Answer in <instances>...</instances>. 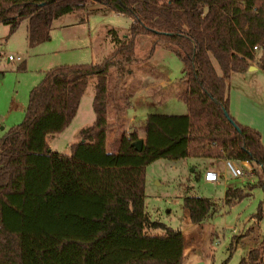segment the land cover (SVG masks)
<instances>
[{"label": "trees", "instance_id": "obj_1", "mask_svg": "<svg viewBox=\"0 0 264 264\" xmlns=\"http://www.w3.org/2000/svg\"><path fill=\"white\" fill-rule=\"evenodd\" d=\"M95 4L131 18L127 36L114 31L115 49L99 63L46 70L24 120L0 137V264H183L182 231L145 211V167L160 158L248 161L264 189L261 133L229 112L231 73L252 62L264 71V0H0V24L13 33L27 21L34 46L49 39L54 20ZM139 36L181 61L188 112L149 113L142 138L133 130L108 141L110 76L126 71ZM92 75L93 122L79 130L70 154L50 150L47 136L71 123ZM138 139L140 150L132 145ZM247 195L229 187L224 203ZM182 203L196 225L216 207L205 196ZM262 216L259 203L253 217ZM238 264H264V239Z\"/></svg>", "mask_w": 264, "mask_h": 264}, {"label": "rangeland", "instance_id": "obj_2", "mask_svg": "<svg viewBox=\"0 0 264 264\" xmlns=\"http://www.w3.org/2000/svg\"><path fill=\"white\" fill-rule=\"evenodd\" d=\"M130 24L131 18L126 15L101 8L98 4L90 5L86 10L71 12L54 20L49 39L34 46L28 41L27 21H23L13 33L9 25L0 24V137L24 120L30 92L46 70L60 64L101 62L115 49L116 44L112 41L114 31L119 38H125ZM9 55H13L15 60H9ZM23 62L26 68L20 69ZM111 71L113 73V69ZM110 79L112 95L108 120L111 128L108 141L113 140L117 128L126 126V117L118 118L126 111L130 114L133 110L138 115L144 112H188L181 96L187 87L181 61L163 44L153 46L152 39L147 36L137 38L135 56L126 66V71L120 75L114 72ZM95 82L96 77L90 76L70 126L60 134L47 136L52 151L69 154L67 144L79 138L76 131L78 133L80 127L92 123ZM145 87L153 101L158 103L143 106L145 98L133 90L145 92ZM229 90L231 116L264 134V71L234 73L229 80ZM147 103H150V98ZM137 125H141V121ZM132 128L140 137V126ZM207 162V159L199 161L197 169L200 170ZM191 169L182 162L164 158L148 164L145 167V211L151 220L184 232L187 252L183 264H238L251 247L264 239V189L258 184L257 176L249 180L234 178L221 167L230 179L228 184L249 193L230 206L223 205L225 182L220 181L216 185L199 183L195 180L197 172H191ZM184 196L211 198L218 208L202 226L191 225L182 203ZM259 203H262L263 216L255 221L253 215ZM153 231L162 232L161 229ZM251 231L254 234H250Z\"/></svg>", "mask_w": 264, "mask_h": 264}, {"label": "crops", "instance_id": "obj_3", "mask_svg": "<svg viewBox=\"0 0 264 264\" xmlns=\"http://www.w3.org/2000/svg\"><path fill=\"white\" fill-rule=\"evenodd\" d=\"M257 69H261V68H259L256 64H255V62H252V64L248 67V69L246 70V71H242V72H233V73H231V75H230V78L232 77V75L234 74V73H240V74H243V73H245V72H249V71H252V70H257ZM230 80V79H229ZM171 82V81H170ZM165 87H168L167 85H165ZM147 87H145L144 89L146 90L145 92H141V91H137L136 90V92H135V90H133V93H136V94H140L139 96L141 97L142 96V99H143V97L145 98V99H143L142 100V102H143V106L144 105H148V104H154V103H158L157 101L155 102V101H153V98L152 97H150L149 96V94H148V89H146ZM147 92V93H146ZM229 93H230V91H229ZM143 94V95H142ZM148 98H150V103H147V99ZM154 102V103H153ZM229 110H230V104H229ZM128 111H130V110H128ZM77 113V112H76ZM150 113H152V112H150ZM149 113L148 112H144V113H142V114H140V115H138V114H136L133 110H131V112H130V114H129V112H127L126 111V113L123 115H118V118H125L126 117V120H127V122H126V126L122 129L121 127H119V128H117L116 129V133L119 135V134H126V133H130L131 131H133L134 130V128H132V126H140V131H139V133H140V138H142L143 136H144V132H143V129H144V124H145V119H146V116L148 115ZM230 114H231V112H230ZM233 116V115H232ZM75 117V116H74ZM234 117V116H233ZM234 119L237 121V122H239L240 124H244V125H249V123L247 124V122H243V121H240V120H238L237 118H235L234 117ZM94 120V119H93ZM141 121V125H137L138 124V122H140ZM72 122V121H71ZM93 122V121H92ZM132 125V126H131ZM70 126V124L68 125V127ZM250 126V125H249ZM67 127V128H68ZM66 128V129H67ZM82 127H80L79 129H81ZM255 128V127H254ZM65 129V130H66ZM63 132V131H62ZM61 132V133H62ZM260 133H261V138H262V142L264 143V134H263V132L260 130L259 131ZM60 134V133H59ZM76 134L79 136V130H78V133H77V131H76ZM116 134V135H117ZM109 138V137H108ZM109 140V139H108ZM79 141V138L78 137H76L74 140H73V142H71V143H69V144H67V147L69 148V154H70V145L72 144V143H75V142H78ZM49 147H50V150L52 149L51 148V146L49 145ZM202 159H207L208 160V162L206 163V164H203L202 165V168L200 169V170H198L197 169V165L199 164V161H201ZM176 161H179V162H182L183 164H185L186 166H188V167H191L192 169H191V172H199V174H200V176H201V180L199 181V183H205V184H209V185H216L217 183H219L220 181H224L225 182V191H226V189L227 188H229V187H232L231 186V184H228L227 182H229L230 181V179L226 176V174H225V170L223 171V170H221V167H223L224 168V159H219V158H197V157H186V158H182V159H178V160H176ZM219 163H221V166H220V164ZM259 168H261V166H259ZM207 169H214V170H216L217 172H218V174L220 175V178L216 181V182H214V183H210V182H206L205 180H204V178H203V173H204V171L205 170H207ZM186 187H188V186H186ZM190 187V186H189ZM224 197H225V195H224ZM225 203H224V199H223V205H224ZM218 207H215L214 208V210H213V212L206 218V220L204 221V222H206V221H208L212 216H213V214H214V211L217 209ZM188 212V211H187ZM188 218H189V216H188ZM190 222V221H189ZM203 222V223H204ZM203 223H201L200 225H197V226H202V224ZM190 224L191 225H195L196 226V224H193V223H191L190 222ZM182 231V230H181ZM182 233H183V235H184V232L182 231ZM250 234H254V231H251V232H249ZM238 235V234H237ZM186 252H187V250H186V247H185V244H184V255H183V263H184V259L186 258ZM199 264H201V263H199Z\"/></svg>", "mask_w": 264, "mask_h": 264}, {"label": "built area", "instance_id": "obj_4", "mask_svg": "<svg viewBox=\"0 0 264 264\" xmlns=\"http://www.w3.org/2000/svg\"><path fill=\"white\" fill-rule=\"evenodd\" d=\"M254 49H256V47H254ZM8 59L14 61L15 57L13 55H9ZM224 168L225 170L230 172L231 176L234 178L249 180L254 176L253 169L249 165L248 161H236L233 159H225ZM203 178L206 182L214 183L220 178V175L214 169H207L203 173Z\"/></svg>", "mask_w": 264, "mask_h": 264}, {"label": "water", "instance_id": "obj_5", "mask_svg": "<svg viewBox=\"0 0 264 264\" xmlns=\"http://www.w3.org/2000/svg\"><path fill=\"white\" fill-rule=\"evenodd\" d=\"M225 115L226 116H228V113L225 111ZM142 144H143V140L142 139H138V140H136V141H134L133 143H132V145L135 147V149H137V150H140L141 149V146H142Z\"/></svg>", "mask_w": 264, "mask_h": 264}]
</instances>
